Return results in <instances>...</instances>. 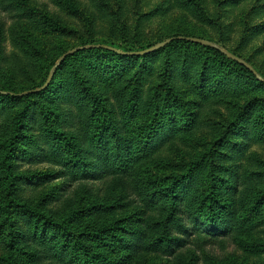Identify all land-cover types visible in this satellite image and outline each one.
Returning a JSON list of instances; mask_svg holds the SVG:
<instances>
[{
    "label": "rangeland",
    "instance_id": "obj_1",
    "mask_svg": "<svg viewBox=\"0 0 264 264\" xmlns=\"http://www.w3.org/2000/svg\"><path fill=\"white\" fill-rule=\"evenodd\" d=\"M177 37L216 44L259 79L187 44L141 60L84 51L102 46L136 53ZM73 50L83 51L61 62L50 91L57 97L52 127L73 137L86 161L98 157L90 148L94 134L105 137L100 156L106 161L92 163L94 174L101 168L105 174L74 177L55 160L46 143L42 111L50 105L43 97L0 102V257L7 252L2 212L10 197L66 225L73 239L81 234L86 244L89 232L135 219L145 229L139 250L113 247L110 257L119 264H264V0H0L1 93L39 88ZM95 101L110 112L111 124ZM25 106L33 107L22 133L27 140L15 141L8 160L16 167L7 172L3 159ZM103 120L107 126L97 130ZM145 142L151 151L137 159ZM117 153L128 164L111 162ZM177 178L184 202L209 196L229 215L219 237L195 233L169 253L152 243L162 235L175 243L181 238L164 232L174 217L170 202L159 199ZM27 179L37 183L22 187ZM20 217L14 208L13 225ZM20 224L27 239L16 254L19 264H65L54 246L57 233L46 227L50 237L40 243L33 226Z\"/></svg>",
    "mask_w": 264,
    "mask_h": 264
},
{
    "label": "trees",
    "instance_id": "obj_2",
    "mask_svg": "<svg viewBox=\"0 0 264 264\" xmlns=\"http://www.w3.org/2000/svg\"><path fill=\"white\" fill-rule=\"evenodd\" d=\"M175 44H187L196 46L199 48L204 49L207 51L209 55L212 57L223 61L227 64H230L232 66H236L237 68L244 71V73L254 79H257L254 74H252L246 67L243 65L227 58L220 50L201 46L198 44L189 43L187 41L183 40H173L164 48L161 49V51L169 48L172 45ZM83 50H77L73 55L82 52ZM87 52H101L108 55H112L115 57H118L120 59L126 58V59H137L141 60L144 59L153 53L157 52V50L144 54V55H127L126 52H122V54L117 53L115 50H108L100 47H93V48H87ZM70 56H67L64 59V62L67 61ZM63 62V63H64ZM63 63L60 64L59 68L56 69L54 74L51 76L50 81L48 85L45 87L47 80H43L41 82L39 88L33 89L28 92H23L22 94H11V93H1L0 92V102H3L5 100L13 102H21L26 104L29 102L30 98H34V100H37L38 98L45 99L49 103V108L44 107V111H42V116L44 118L45 123V137H46V143L48 147L52 151V155L54 156L56 161H59L61 165L75 173L74 177L79 178H96V177H103L105 174V169L101 168L96 174H94L95 170L94 164L92 163H104V157L101 155L100 149H102V145H105V137L99 136L97 134H94V137H96V143L95 145L90 148H92L93 153L96 152V155L98 157H90L89 161L84 160V156H86V150L83 148H80L74 141L73 137L65 138V136L60 133L56 132L52 127V121L57 118V111H52L50 107H54L56 103H54V100L57 99L55 95H50V91H53L54 85L57 82V74L63 65ZM264 84V83H263ZM48 94V95H47ZM95 104L99 105V108L101 109V113L104 116L105 120H107L110 124L111 122L108 120L110 119L111 115L110 112L102 106V104L95 101ZM4 106V104H3ZM58 105H56L57 107ZM43 107V106H40ZM31 106H25L20 114L16 117L15 123H14V129H13V136L11 138V147H7V153L6 156L3 159L4 164L6 167H8L7 172L9 169H13L16 167L15 164H12L9 160V158L15 157L13 154L18 149L14 145L19 138L25 139L23 134V130L25 127V123L29 121L28 116L30 115V112L32 113ZM29 110H31L29 112ZM51 117V119H50ZM96 129H102L107 126L106 121H96ZM99 133V132H98ZM25 139L24 141H26ZM150 141V140H149ZM94 143V142H92ZM17 145V143H16ZM151 144L148 142H145L142 144L140 149L138 150L137 159H139L140 155L145 153L146 151H151ZM98 153V154H97ZM94 155V154H93ZM31 157L30 155L26 156ZM117 157V158H116ZM115 159H111L116 161V163L120 164H128L127 160L121 159L122 155L119 153L116 154ZM25 158V159H26ZM96 158V159H95ZM136 159V160H137ZM18 160L15 162L17 163ZM23 162H30L23 160ZM110 163V162H109ZM120 166V165H118ZM93 167V168H92ZM122 168H117L114 171H123ZM192 171V170H191ZM187 172V176H189V173ZM89 173V175H88ZM79 175V176H77ZM185 176V178H187ZM20 177V176H19ZM184 177V176H183ZM183 178V179H185ZM7 179L9 180V188L12 187V177L10 175L7 176ZM182 179V178H181ZM181 179L177 178L172 181V184L168 189L164 191V193L159 196V199L161 201L168 200L170 203V210H169V218L174 217V222L171 226H164L163 230L172 232L170 229L174 230L175 234L177 233L178 236L181 238H175L176 243L172 242V239L170 235H165L161 238H157L154 240V243L152 245H157V243H161L162 245H165V250L167 251H173L179 250L182 246V243L185 239H189L191 235H194L195 233H202L206 234L208 236H211L213 238H217L223 233V231H226L227 227L224 225L225 218L229 215L227 207H225L222 204H219L217 200H214L213 198L209 196H197L193 199L189 198L187 202H184V200L181 198V192L178 190L177 183ZM31 181L30 185H34L37 182L32 180H23V182L20 183L22 187L28 186L29 182ZM22 189V188H20ZM232 190V189H231ZM6 205L3 208L2 216L4 218V225H5V233H6V240H7V252L6 255L3 257H0V264H19L17 253L18 251L22 249L19 245L26 244L24 242L27 237L25 236L24 232V225H21L20 223L22 221L28 223V227L33 226V232H32V238L34 240H39L40 243L45 242L47 238L50 237L48 234L46 227L51 228L55 233H57L59 240L54 243L55 247H58L60 252L58 253V258L65 264H119L116 260L112 259L110 257V254H112L113 247L118 246L122 248L123 251H126V253H134L139 250L140 247V237L145 233V229H140V223L136 222L135 219L123 221V222H115L112 224V226H108L99 232H89L88 237L91 238V241L89 243H84L81 241V234L75 235V239L72 238V233H70L69 229L66 225L59 223V222H51L52 220H49L45 216H41L40 214H35L34 212H30L26 210L25 206H16L13 204V201L10 197H7ZM219 206V207H217ZM222 207V208H221ZM14 208H18L20 211V218L13 221L10 219V214L14 210ZM204 211V213H200ZM222 211H225V213H222ZM180 216L178 217V215ZM178 217V218H177ZM168 221V220H167ZM89 231V230H88ZM83 234V233H82ZM93 235V237L91 236ZM109 238L112 244H110V241L106 238ZM93 238V240H92ZM181 243H178V242ZM142 248V246H141ZM171 253V252H169Z\"/></svg>",
    "mask_w": 264,
    "mask_h": 264
},
{
    "label": "water",
    "instance_id": "obj_3",
    "mask_svg": "<svg viewBox=\"0 0 264 264\" xmlns=\"http://www.w3.org/2000/svg\"><path fill=\"white\" fill-rule=\"evenodd\" d=\"M173 40H183V41H187L189 43H193V44H198V45H201V46H206V47H210V48H214V49H217V50H220L227 58L243 65L244 67H246L252 74H254L256 76V78L259 79V77L257 76L256 72L250 67L248 66L244 61H242L241 59L239 58H236L234 56H232L230 53L226 52L225 50H222L220 49L216 44L212 43V42H209V41H205V40H201V39H197V38H185V37H177V38H171L169 40H166L165 42H162L161 44H158L152 48H149L145 51H141V52H136V53H126L127 55H144V54H148V53H151L155 50H158L164 46H166L167 44H169L170 42H172ZM99 47V46H98ZM105 49H108V50H114L112 48H109V47H103ZM77 50H73L71 52H68L66 54H64L60 59L59 61L57 62L56 66H59L61 64V62L67 57V56H70L72 54H74ZM117 53L119 54H122V52L120 51H117L115 50ZM52 75L49 76L48 80H47V83L45 85V87L48 85L49 81H50V78H51ZM264 82V81H263Z\"/></svg>",
    "mask_w": 264,
    "mask_h": 264
}]
</instances>
